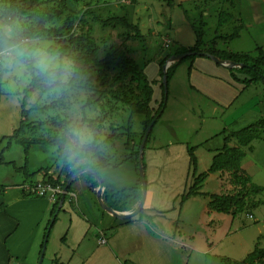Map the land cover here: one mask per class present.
Here are the masks:
<instances>
[{"label":"rangeland","instance_id":"obj_1","mask_svg":"<svg viewBox=\"0 0 264 264\" xmlns=\"http://www.w3.org/2000/svg\"><path fill=\"white\" fill-rule=\"evenodd\" d=\"M212 1L185 0L179 3L176 0H38L32 15L24 16L18 14L9 2L0 0V150L11 137L12 131L19 126L22 109L26 113L24 123L29 125L28 129L11 140L9 149L4 151V162L0 164V182L5 185L19 183L22 180V167L25 165L26 170H35L30 182L45 181L42 172H38V169H42L52 179H59L60 183H64L67 173L63 169L62 159L70 163L78 149L84 151V156L72 169L98 167V156L106 158L115 166L123 165L130 155L126 145L131 151H136L140 145L144 117L132 115L121 99L128 97L133 102L144 98L141 76L144 72L150 77L152 69L150 67L151 72H145L143 68L151 60L158 62L166 54L176 50V47L171 46V41L169 42V32L172 26H175L174 30L178 29L176 23L181 15L185 16L186 22L196 32L203 31L204 40L211 39L218 51L246 54L253 58H257L261 52L264 53V0ZM48 10L59 14L47 22L45 27L58 31L67 51L62 58L59 54H51L50 51L59 50L61 44L56 42L52 34H44L30 40L33 48L24 56L13 45V39L22 29L35 27L37 11ZM94 17L101 20L117 17L121 21L114 27L103 26ZM219 17L221 25H218ZM240 19L243 28L238 36L223 40L222 36L234 32V27L241 22ZM87 29H90L88 34L97 48L98 59H103L111 47L116 50L126 49V56L132 60V64L126 68L113 64L109 68L96 66L92 72L84 73L73 86H56L46 92L35 89L25 95L23 90L30 87L31 80L28 68L32 67L35 75L40 72L34 66V56L39 52L48 55L51 70L59 66L62 68V75L52 81H68L72 73L71 61L76 55L74 42L85 40ZM216 35L221 37L216 38ZM166 57L165 72L170 73L176 61ZM157 62L155 65L158 66ZM181 63L175 65L178 66L175 81L170 79L167 83L164 112L149 132L143 149L144 161H147L152 149L161 142H166L168 138H173L190 147L202 143L195 155L200 156L201 164L205 163V156H210L214 148L222 147L226 135L256 125L264 118V67H260L263 79L245 87L230 108L216 106L214 111L210 107L214 103L209 105L203 96L188 87L189 59ZM100 74L102 79L99 80ZM158 82H162L160 76ZM151 84L153 87L150 85L152 95L149 107L153 114L159 104L161 90L156 83ZM48 85L46 83L44 86ZM133 95H136L135 98ZM89 120L96 127L95 132L89 127ZM168 123L171 124V127L168 126L171 130L165 125ZM228 145H238L237 140L230 138ZM243 150L245 154L240 162L241 169L250 177L251 183L264 188V128L249 147H244ZM186 151L185 149L183 153H178L180 171L191 169ZM202 167L203 165L197 167V173L203 171ZM112 171L113 168H107L97 170V173L104 180L111 176ZM129 171L124 170L130 174ZM82 174L72 179L75 182L70 187V193L76 198L70 196L69 203L64 205L65 211L57 206L56 221L46 230H49V235L41 264H52L53 260L62 264H80L61 242L69 223L67 209L80 213L77 201L85 202L87 199L89 206L98 211L101 209L95 196L100 189L90 194L81 185ZM232 180L231 174L226 171L214 181L206 179L199 195H203L202 191L233 194L238 187ZM104 183L107 185L105 181ZM188 185L190 182L187 187ZM15 193H20L18 187L7 189L4 195ZM207 197L199 196L192 202L186 200L181 204L186 215H189V208L194 210V214L189 216L191 221L185 222L182 230L177 228L176 220L162 231L166 234L171 231L167 240L174 246L173 235L176 241L186 244L176 246L180 249L179 254L177 253V264H233L234 261L242 260L254 247L264 248V189L259 194L249 193L245 198L247 207L234 217L231 214L210 212L208 208L201 210ZM25 199L27 200L22 204L12 199L8 205L9 214L16 218L19 225L7 238V264H38L45 227L54 202L48 197L32 196ZM101 200L103 205L117 214L129 213L137 206V203L126 207ZM144 227H147L149 234L153 233L148 225ZM91 232L93 236L90 238L95 241L94 231ZM105 233L101 238L109 244V238L115 232L111 229ZM126 234L122 231L119 238H124ZM189 240L193 243L190 244ZM256 264H264V261Z\"/></svg>","mask_w":264,"mask_h":264},{"label":"crops","instance_id":"obj_2","mask_svg":"<svg viewBox=\"0 0 264 264\" xmlns=\"http://www.w3.org/2000/svg\"><path fill=\"white\" fill-rule=\"evenodd\" d=\"M176 1L181 3L185 0ZM179 18V22L176 23L178 29L174 30L175 26H172L169 32V42L171 41V46L176 47L174 49L191 47L195 44L196 40L194 29L186 22L185 16L181 15ZM206 48L209 49L211 46ZM172 56L173 55H171L170 58ZM155 62H157V60L154 59L148 62L144 71L146 72V70H148L151 72V67L152 74L150 77L146 76V78L151 86V83L154 82L159 87L160 83H157L159 80V68L155 65ZM179 64L182 63L180 62ZM177 67L178 66L174 67L172 76L170 77L173 81H175L174 78L178 73ZM187 84L189 89H192L195 93L203 96L209 105L214 103L215 105H210L211 109L214 111L216 106L217 108L219 107L222 109L230 108L245 88L243 84L232 80L227 66H222L220 63H216L206 56H197L189 59ZM154 98H157L156 94L154 95ZM165 125L171 130L170 123ZM223 133L224 132L222 131L221 134ZM224 136L225 135H223V137ZM165 141L166 142L163 143L161 142V144L156 146L155 149H152L150 152L151 154L147 156V161H144L146 193L142 209L144 215L147 216L146 221L144 219H138L137 215L136 218H122L118 215L103 211L102 209L98 211L94 207L88 205V199L85 200V202L82 200L81 202L80 200L77 201L79 205L78 209L81 211L80 213L67 209L69 223L63 232L61 242L67 250L72 253L74 260H78L80 264H177V253L180 249L176 246H185L186 244L185 242L182 244V241H176L173 235L172 241L176 245L174 246L173 243L167 240L171 231L168 234L162 233V231L169 228L171 222L176 220L177 228L182 230L184 223L191 221V218H189L190 214H194V210L189 208V215H186L182 209L183 205L181 206V204H179L181 194L186 189L187 184L191 182L192 170H188L187 168L186 170L184 169L183 171H180L178 169V153H183L185 149L188 150V148H194L193 153L196 157L195 175H198L209 168L212 157L221 147L214 148L211 151L212 154H209L210 156H205L206 162L201 164L200 156H196L195 151L202 143L190 147L189 145H184L183 141L173 138H168ZM110 164L114 166L113 163L110 162ZM127 165L129 166L125 167ZM199 165H203V171L197 173V167ZM113 169L114 171L111 172V176L101 180L105 187L109 186L111 188H109L110 190L116 191L135 185L137 181V173L133 164L124 163L123 165H117V168ZM124 170H130L129 172L131 173H125ZM26 171L27 175L25 176L24 173H21L22 180L17 184L5 185L0 182V193H2L0 195V264L8 263L9 251L7 247V238L11 236L19 225L16 218L9 214L8 205L12 199H16L22 204L27 200L25 197H32V195L27 192L26 186L30 183L32 174L35 170L34 172H30L27 168ZM221 173L222 172H215L209 174L206 179H212V181H214V179L219 177ZM104 181L107 185H105ZM81 185L83 188L85 187L87 189L84 181L83 183L81 181ZM203 186L204 182L202 184V187ZM11 187H18L20 193H15L10 196L8 194L4 195L6 190ZM201 188L200 190H202ZM88 192L93 194L89 190ZM201 193L203 195L190 197L187 201L192 202L196 197L208 196L206 198L207 200L203 203V206H201V210L204 208L207 210L210 196L219 193H207L204 191ZM72 195L73 193L69 192V197L62 204L60 210L62 209L65 211L64 205L69 203V198ZM72 197L76 198L74 195ZM209 211L211 212V210ZM145 225H148L149 228L153 230L152 232L154 234H149L147 227L146 229L144 227ZM111 229L115 234L110 236L109 244L108 242L100 243L99 240L106 234L105 231ZM92 230L94 231L93 234L95 241H92L90 238V236H93L91 234ZM122 231H125L127 234L124 238L120 239L119 236ZM177 233L180 232L177 231ZM180 237L181 236H179V238ZM189 243L192 244L193 241L189 240Z\"/></svg>","mask_w":264,"mask_h":264},{"label":"trees","instance_id":"obj_3","mask_svg":"<svg viewBox=\"0 0 264 264\" xmlns=\"http://www.w3.org/2000/svg\"><path fill=\"white\" fill-rule=\"evenodd\" d=\"M11 4L17 11L18 14L24 15V16H31L32 12L36 8V5L38 4V0H5ZM64 1V0H63ZM62 2V1H61ZM38 15L37 23L35 27L28 28V29H22L20 34H18L17 37L13 39V45L19 50L24 49V56L31 51L33 48L32 44L30 43V40L32 38H39L44 34H52L54 39L57 43L61 44V48L56 51H50L51 54H59L60 58L64 55V52L67 51V46L63 43L62 40H60V37L58 35V31L56 29H48L45 27V24L49 21H52L56 16H58V12L54 10H48V11H42L36 12ZM94 20L97 22H101L103 26H111L114 27L115 24L119 23L121 20L117 17L113 19H105L101 20L98 17H94ZM241 20V19H240ZM221 20L219 17L218 25H221ZM243 28L242 20L240 23H238L237 26L234 27V32L227 36H222L223 40H226L227 38L233 39L238 36V32ZM90 29H87V33L84 35L85 40H76L74 42L76 50L75 57L72 58V73L69 77L68 81L65 83H60L59 81H52L54 78H58L62 75V68L59 66L56 69L51 70V74H45L42 72H39L37 75L34 74V69L32 67H29V71L31 74V80H30V87L28 89H24V94H28L29 91H33L35 89H39L43 92H46L56 86L66 88L69 86H73L75 82L84 74L88 72H92V70L96 66H102L105 68H109L111 64L117 65L122 68L129 67L132 64V60L127 58L126 56V49L125 50H116L115 48L110 49V52L106 53L105 57L103 59L97 58V48L92 42L91 36L88 34ZM194 33L196 36L195 44L191 47H183L176 49L173 53H170L166 56L170 57L171 55H179L187 52L195 53L193 55H188L184 58H181L177 60L174 65L173 69L170 73L168 71L166 72V82L168 83L170 77L172 76L174 67L177 63L182 62L185 59H191L195 58L197 56H205L202 53L207 52L211 55H214L219 62L224 64H236V67H228V71L230 73V76L233 81L243 84L245 87H248L251 84L256 83L259 79H263V71L260 67H264V53L261 52L258 54L257 58H253L250 55L246 54H239V53H227L225 51H218L214 48L215 44L214 42L211 43L210 41L204 40V32H196L194 29ZM58 36V37H57ZM217 37H221L218 36ZM216 37V38H217ZM213 48H212V45ZM211 46V48L207 49L206 47ZM71 47V45H70ZM162 58L160 61L157 62L158 68H159V76L162 78V68L163 65L167 59V57ZM239 65H242L238 67ZM146 67V65H145ZM144 67V68H145ZM143 68V70H144ZM143 77L141 76V79L143 81L142 85V91L144 93L143 99L133 100V102H130V98L123 97L121 100L124 104L127 105L130 113L133 115H142L144 117V129L142 132V136L144 135V132L148 125L153 121V126L157 123V121L160 119V117L163 114L164 111V105H165V91L163 88V84H160V90H161V97L159 104L152 114L151 108L149 107V102L152 95V89L150 87V83L148 82L146 75L144 72L142 73ZM98 79H102V74L98 76ZM46 83H49L48 86H44ZM66 92V91H64ZM24 95V97H25ZM65 96V93H63L62 97ZM136 95H133L135 98ZM21 116L22 120L19 123V126L12 131L11 137L7 140V143L5 146L0 150V164L4 162L3 160V153L5 150L9 149L11 140L16 137L18 134L23 133L26 129L29 128V125L24 123V120L26 118V113L22 109L21 110ZM88 125L90 128H92V131H96V127H93L92 121H88ZM152 126V127H153ZM264 128V118L257 122L256 125H250L246 128H243L241 130H238L236 132H232L229 135H226L224 138L223 146L214 154L212 157L211 164L209 168L198 174L195 175V168H196V157L194 156V148H188V155H189V165L191 166L192 170V176H191V182L188 187L183 191V193L180 196L179 204H182L184 201H186L188 198L197 196L200 194L199 190L202 187L203 182L208 177L209 174L215 173V172H229L232 176V183L238 187V189L233 194H217V195H211L210 201L208 203V208L211 211H215L217 213H224V214H231L232 217H234L237 213L241 212L246 208V202L245 198L246 196L251 194H259L263 192V187L255 185L251 183L250 177L245 175L243 170L241 169L240 162L242 158L244 157V147H248L250 143L255 139L257 136H259V131ZM117 136V135H116ZM115 136V137H116ZM149 137V134H148ZM147 137V139H148ZM235 138L237 140L238 145L236 146H229L228 142L230 138ZM117 138V137H116ZM141 140V139H140ZM147 141V140H146ZM146 144V143H145ZM145 147V146H144ZM126 150L130 153V155L125 160V163H131L135 167V171L137 173V181L134 186L123 188L120 190H110L109 188L105 187L98 181V173L97 170L105 169L109 167L117 168V166H113L110 164V162L103 157L98 156L97 162L98 167L90 166L86 169H91L96 172V175L86 171L82 174V179L86 184L87 189L91 193H95L97 189L100 187V198L106 201L107 203L113 202L114 204H121L126 207H132L136 203L138 205V202L140 201L141 195H142V185L140 181V177L138 175V159H141V167L142 171L144 173L145 171V164H144V157H143V150L140 152L139 146L136 149V151H131L129 149L128 145H126ZM144 149V148H143ZM26 151V148L23 150ZM97 153V151H95ZM84 151L82 149H78L76 151L75 157L72 159L70 163H66L65 159H62L64 162L63 169L67 173V179H69L73 174L76 172L82 170L81 168L72 169V167L83 158ZM27 156H25L26 158ZM22 171L24 175H27L26 167L25 165L22 167ZM38 172H42L43 177H45L44 182H48L51 185H59L62 189L65 188L67 185V179L64 181V183H60L59 179H52L48 174L43 171L42 169H38ZM194 172V174H193ZM100 178V177H99ZM75 182V180H71L69 185L67 186V190L64 194V201L67 199V194L70 192L71 185ZM61 195H58L57 199L54 201L52 208L50 210V218L47 222V225L45 227V232L43 235L44 240L49 235V230H47L48 227H52L53 224L56 221L57 217V206L60 203ZM137 207V206H136ZM135 207V208H136ZM134 208V209H135ZM138 219H144L146 221L147 216L144 215L143 209L137 214ZM51 220V221H50ZM44 242V241H43ZM43 242L41 244V248L43 245ZM41 251V250H40ZM264 261V248L260 247H254L253 250L248 253L242 260L240 261H234L233 264H256V263H262ZM52 264H62L56 261H53Z\"/></svg>","mask_w":264,"mask_h":264},{"label":"water","instance_id":"obj_4","mask_svg":"<svg viewBox=\"0 0 264 264\" xmlns=\"http://www.w3.org/2000/svg\"><path fill=\"white\" fill-rule=\"evenodd\" d=\"M193 54H195V53L187 52V53H183V54H179V55H174V56L171 57V59L177 61V60H179V59H181V58H184V57H186V56H188V55H193ZM202 54L205 55L206 57L212 59V60L215 61L216 63H220L222 66L236 67V64H232V63H231V64H224V63L219 62L218 59H217L214 55H211V54H209V53H207V52H204V53H202ZM240 66H242V65H239L238 67H240ZM166 67H167L166 65H165V66L163 65V68H162L163 76H162V78H161V79H162V82H161V83L163 84V88H164V91H165V92H166V88H167L166 72H165ZM153 123H154V122L152 121V122L148 125V127L146 128V130H145V132H144V135H143V137H142V139H141V142H140V145H139V150H140V152L143 150V148H144V146H145V143H146V140H147L148 134H149V132L151 131V128H152V126H153ZM137 164H138V175H139V177H140V181H141V185H142V195H141L140 201L138 202L137 207H136L133 211H131V212H129V213H120V214H116L113 210H111L110 208H108V207H106L105 205H103L102 200H101V198H100V192H99V190H98V191L96 192V199H97V202H98L100 208H101L103 211H106V212H108V213H110V214H113V215H118V216H120V217H122V218H131V217L136 216V215L142 210V208H143V203H144V199H145V192H146V190H145V184H146V183H145V175H144V173H143V171H142V167H141V159H140V158L138 159ZM86 171H89V172H91V173H93V174L96 175V172L93 171V170H91V169H83V170H80V171L76 172L73 176H71V177L68 179V181H67V185H66L65 188L63 189V190H64V193L61 195L60 203H59V208H60V207L62 206V204H63V201H64V194H65V192H66V190H67V186L69 185L70 181H71L73 178H75V177L81 175L82 173H84V172H86ZM98 181H99V183H101V179H100L99 177H98ZM99 189H100V187H99ZM45 243H46V239L44 240L43 245H42V248H41V251H40L38 264H41V262H42L43 254H44V251H45Z\"/></svg>","mask_w":264,"mask_h":264},{"label":"built area","instance_id":"obj_5","mask_svg":"<svg viewBox=\"0 0 264 264\" xmlns=\"http://www.w3.org/2000/svg\"><path fill=\"white\" fill-rule=\"evenodd\" d=\"M27 192L34 196V197H39V198H45L48 197L49 200L55 201L58 197V195L63 194L64 190L59 186V185H51L48 182H43V181H35V182H30L26 186ZM251 218V216H248ZM100 243H105V241L101 238L99 240Z\"/></svg>","mask_w":264,"mask_h":264},{"label":"clouds","instance_id":"obj_6","mask_svg":"<svg viewBox=\"0 0 264 264\" xmlns=\"http://www.w3.org/2000/svg\"><path fill=\"white\" fill-rule=\"evenodd\" d=\"M21 54H24L25 50L24 49H19ZM34 66L40 70V72L45 73V74H51V69L49 66V57L46 53L44 52H39L35 54L34 56Z\"/></svg>","mask_w":264,"mask_h":264}]
</instances>
